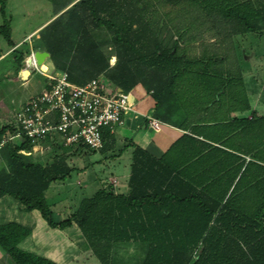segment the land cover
<instances>
[{
	"label": "trees",
	"instance_id": "obj_1",
	"mask_svg": "<svg viewBox=\"0 0 264 264\" xmlns=\"http://www.w3.org/2000/svg\"><path fill=\"white\" fill-rule=\"evenodd\" d=\"M0 12L19 71L29 43L16 47L6 0ZM42 31L54 69L72 82L100 77L126 93L139 86L155 99V118L186 132L161 157L133 146L128 191L106 184L61 219L46 191L72 172L74 146L48 137L53 153L42 162L30 140L12 139L0 151V198L38 210L50 227L77 225L101 264H264V115L215 116L238 106L245 54L233 39L264 32V0H76ZM16 130L3 126L0 137ZM31 232L0 223L1 249L15 264H60L19 246Z\"/></svg>",
	"mask_w": 264,
	"mask_h": 264
},
{
	"label": "rangeland",
	"instance_id": "obj_2",
	"mask_svg": "<svg viewBox=\"0 0 264 264\" xmlns=\"http://www.w3.org/2000/svg\"><path fill=\"white\" fill-rule=\"evenodd\" d=\"M72 0H6V10L8 16L11 17V25L13 28L12 39L18 41L21 37L32 31L35 27L40 25L43 21L49 18L54 13V18L64 12L69 6L65 7ZM65 7V8H64ZM64 8V9H63ZM169 6L165 5L164 9ZM53 18V20H54ZM51 22V21H50ZM48 22V23H50ZM3 23V17L0 12V24ZM47 25V24H46ZM44 26L41 27V29ZM37 34L34 32L30 38L27 39L28 43L37 42L41 34L46 33L42 31ZM37 34V35H36ZM211 35H207L210 41ZM234 50L236 53L245 54L241 59L243 67L246 68V76H254L256 80L264 74V32L263 33H248L246 35H238L233 39ZM197 49L196 52L201 50L200 43H194ZM8 50V51H7ZM6 39L0 34V108L6 116V123H15V112L17 108L31 95L44 88L46 76L41 70L33 72L30 80L24 82L19 76L16 69L15 54L11 53ZM116 57L111 58V63L115 62ZM258 68L257 70H255ZM46 69V66H44ZM61 70L54 69L56 73ZM15 81L14 89L9 91L10 82ZM106 82V81H105ZM259 83V82H258ZM107 91L112 92L113 87L106 82ZM141 88V87H140ZM258 92L255 94L256 99H260L262 89L258 86ZM139 91V90H137ZM263 100L259 109L264 112V92L262 93ZM253 98V96H252ZM80 145H74V148L69 150L70 155L68 162L73 167L72 172L64 180H58L51 184L46 193L47 200L51 205L54 212V217L61 219L67 217L77 206L79 201L85 197L92 195L99 187L105 186L109 183V179L113 176L118 177L120 180L126 176L128 171L127 158L130 157V150L123 151L122 155L118 154L120 149H123V144L119 143L115 148H108L106 150H91L87 147L79 148ZM53 148L50 146H43L42 148L33 149L32 155L35 159L42 162L50 161ZM1 160V156H0ZM0 200V222H8L10 219H18L20 212L24 208L20 205L19 201L10 195ZM21 210V211H20ZM33 214L41 220L32 219L36 233H41V225L49 228L48 223L42 217L38 210H34ZM18 217V218H17ZM75 230L77 229V227ZM71 232V231H69ZM66 233L60 228H54V250H61L63 241L68 240L74 246L76 236L73 233ZM78 232V231H77ZM70 255L77 256V259L72 262L70 257L67 258L70 264H92L93 262L99 263L98 258L91 252L76 247L70 248ZM0 264H15L14 261L1 249ZM91 256L92 259H88ZM66 260V261H67ZM93 260V262H92Z\"/></svg>",
	"mask_w": 264,
	"mask_h": 264
},
{
	"label": "crops",
	"instance_id": "obj_3",
	"mask_svg": "<svg viewBox=\"0 0 264 264\" xmlns=\"http://www.w3.org/2000/svg\"><path fill=\"white\" fill-rule=\"evenodd\" d=\"M53 18H54V13L49 18H47L45 21H43L40 25L35 27L32 31H30L29 33L21 37L18 41L14 40V42L16 43V47L20 46L23 42H28L27 39L30 38L34 32H37V31L39 32V29H41L42 26L45 27L46 24H48V22L53 20ZM12 31H13V28H12ZM42 45H43L42 41L38 39L37 42H30L27 50H30L31 53L37 50L47 51L45 48H43ZM9 50H12V47L9 46ZM44 64L46 66V70L49 73L57 74V71L56 73L54 72V59L51 57L50 53L48 56H46L44 60ZM240 67H241V72L243 75V82L242 84L241 83L238 84V88H240V90H238V93L236 94V97H238L240 100V101L239 100L236 101L237 103L236 105L238 106L236 107V109L234 107L218 108V110H216V113H215L216 118L217 117L226 118L227 120H230L233 118H252L254 114H256L257 116L264 115V112L263 111L261 112L259 109L260 105H263L261 104V100H263L262 93L264 92V74L263 76L259 77V80H256L254 76H250L248 79L246 76L247 69L243 67V64L241 61H240ZM38 68L43 69V67L40 65H33L32 70H29L27 69L26 63L24 61V65L23 67L20 68L18 73H19L20 78L24 80V82H28L33 72L36 71ZM257 69L258 68H256L255 70ZM48 82H49L48 78L46 77L44 88L34 93L33 95H31V97L42 92L47 87ZM14 83H15L14 80L10 82L9 91L14 89L15 87ZM258 86L262 89L260 99H256L254 97L255 94H257L256 92H258V89H257ZM113 91L118 92L122 90H120V88H113ZM31 97H29V99ZM129 100L131 102V109L124 115V119H125L124 124L121 126H118L117 129L113 133H111L109 139L104 145V146H109L108 148H115L119 143H122L124 147L123 149L119 150L118 154L122 155L123 151L125 150H130L131 152L130 157L127 158L128 171L126 173L124 172V174H126V176L124 177V180L123 179L120 180L118 177H115V176L109 179V183L113 184L115 189L120 193H126L128 191V180H129V175H130V165L132 161L133 146L135 145L142 146L154 156L161 157L163 153L166 151V149L171 145V143L175 141L176 139H178L179 137H181L186 132L185 129L177 125H174L168 122H163V121H162L163 126L160 130H155L149 125L148 118L150 116L155 117L153 115V112L155 110L156 101L153 98V96L149 92L145 91L143 88H140L138 86L133 91H131L129 93ZM26 101H24L23 103H25ZM262 102L264 103V101ZM5 118L6 116L4 115L3 110H1L0 108V129L3 126H6L12 123V122L6 123L7 121ZM4 197L5 196L1 197L0 200L3 199ZM20 209H23V210L22 212H20L19 218L17 217L18 219H10V221H16L26 227H29L32 230L31 234L19 243V246L22 249L31 251L41 256H44L60 264H70L68 263L69 261L67 260V258L69 257H70V260H72V262H74L77 259V256L70 255L71 247L74 248L77 245L82 250L91 251L82 232L80 231L78 226L75 224L72 226H68L64 229H61L62 231H66V233L71 231L73 235L76 236V242L73 243L74 246L71 244V242H69L70 237H71L70 236V237H67L68 240L65 239V241H63V243L61 244L62 249L55 251L54 250V227L49 226V228H46L42 224L41 230H40L41 233H36L35 228L33 224L31 223V221L33 218L35 220L38 219V222L41 224V220L37 218L36 214H33L34 210H28L26 208H20ZM75 226L79 230H75L76 229L74 228ZM0 257H3V256L0 254ZM88 259H92L91 256ZM92 264H97V262H93Z\"/></svg>",
	"mask_w": 264,
	"mask_h": 264
},
{
	"label": "built area",
	"instance_id": "obj_4",
	"mask_svg": "<svg viewBox=\"0 0 264 264\" xmlns=\"http://www.w3.org/2000/svg\"><path fill=\"white\" fill-rule=\"evenodd\" d=\"M48 78L50 86L32 96L15 112L17 130L0 137V151L12 139L24 137L34 148L50 146L49 137L66 145H85L93 150L104 147L105 130L113 133L124 124V115L131 109L129 93L107 91L106 82L92 78L85 84L69 79L67 72L49 73L38 68ZM149 125L160 130L163 122L148 118Z\"/></svg>",
	"mask_w": 264,
	"mask_h": 264
},
{
	"label": "water",
	"instance_id": "obj_5",
	"mask_svg": "<svg viewBox=\"0 0 264 264\" xmlns=\"http://www.w3.org/2000/svg\"><path fill=\"white\" fill-rule=\"evenodd\" d=\"M49 53L47 51H41V50H37L35 52H32L27 59L25 60L26 63V67L29 70H32L33 65H40L43 67L44 69V60L46 58V56H48ZM26 72V70H25ZM121 90V88H120Z\"/></svg>",
	"mask_w": 264,
	"mask_h": 264
},
{
	"label": "bare ground",
	"instance_id": "obj_6",
	"mask_svg": "<svg viewBox=\"0 0 264 264\" xmlns=\"http://www.w3.org/2000/svg\"><path fill=\"white\" fill-rule=\"evenodd\" d=\"M28 75V74H27Z\"/></svg>",
	"mask_w": 264,
	"mask_h": 264
}]
</instances>
